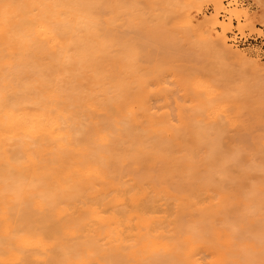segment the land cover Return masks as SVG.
<instances>
[{
    "label": "bare ground",
    "instance_id": "bare-ground-1",
    "mask_svg": "<svg viewBox=\"0 0 264 264\" xmlns=\"http://www.w3.org/2000/svg\"><path fill=\"white\" fill-rule=\"evenodd\" d=\"M138 1L0 0V264H264V65Z\"/></svg>",
    "mask_w": 264,
    "mask_h": 264
},
{
    "label": "rangeland",
    "instance_id": "rangeland-1",
    "mask_svg": "<svg viewBox=\"0 0 264 264\" xmlns=\"http://www.w3.org/2000/svg\"><path fill=\"white\" fill-rule=\"evenodd\" d=\"M225 1L226 0H223L222 5L219 7L214 6V4L212 3L211 0H194L190 3L185 2L186 5L184 6V9L180 10L179 12L176 11L177 10L176 8L166 7L162 3V0H156V1L155 0L154 1L153 0H139L136 3V6L132 4L133 5L132 7L135 6L134 10L135 9L137 10V11L135 10L136 13L139 12L137 14L133 13V9L130 8L129 7L130 5L128 6V4H127V6H124V5L123 6L125 8H129L130 11L128 9H126L127 10V12L125 11L126 13L124 12L121 14V12H120V14H118L117 12L121 8H123V6L121 7L120 5L126 4V3H121V4L119 3L120 4L119 6L121 8L117 12H114V10L116 11V8L114 6H112V4L114 5V3H112V2L110 4L111 6L109 5L108 9L104 7V10L107 9L106 11H108V13L106 11L105 12L107 13L106 15L109 16L110 18H116V19L121 18V21L125 20V22L126 21H128V22L133 21V24H134V22H136L140 26V28H139V26L135 23L140 30L137 27H135L136 25L135 26L133 25L134 30H132V29H130L132 24L129 23L130 28L129 27L125 28L124 26L127 24V22L126 23L123 22V23H125L123 28H118V27L117 28L122 29L121 31H123V33L125 31L124 34L127 33L126 34L127 36L128 35H130V36L138 35L139 33L142 34L145 31L148 32V28L150 26H152L154 19L156 20L157 17H160L161 19L169 22L168 26L169 27L171 26V28H172L174 25L181 23V21L187 17V13H189L190 16L192 18H194V22L196 25H199L202 22L206 23L207 21H212L213 17L216 16L220 21L223 22V26H227V25L231 24V26H230L231 30L229 32L225 33V37L227 39L228 46L233 51L242 52V53L248 55V57L250 59L257 61L261 66H263L264 65V56L260 55V50L257 48V46L253 47V48H248V49L237 48V47L233 46L232 44H230V35L233 34L235 30H238L240 32H248L250 35L251 34H253V35L256 34L257 36L262 35V31L259 30V26L264 25V0H232V2H227V3ZM127 3H130V2H127ZM176 3L177 4L184 3V0H177ZM124 10L125 9H123V11ZM129 12H131L132 14ZM221 12L224 13L223 16H221ZM114 13H116V14H114ZM246 13H247V15L251 16L250 17L251 19H248L245 17ZM239 15L241 17L238 19L237 16H239ZM138 17L141 20L146 19L145 23L147 21L146 25H145V23H142L143 29H141L142 28V26L140 25L141 20H139ZM148 19H149V21H148ZM157 20H159V18ZM151 21H152V23H151ZM156 21H154V24L157 23ZM149 23H150L149 27H146V26H148ZM154 24H153V26H155ZM129 25H127V26H129ZM146 28H147V30H146ZM222 29H223L222 27L215 29L213 32V36L217 37L220 34H223ZM140 31L141 32L143 31V32L141 33ZM145 33H143V35ZM248 76L249 77L253 76V77H251V78H253V82H254L253 88L255 87L254 84L256 83L255 84L256 89L258 86L259 92H260V90L264 91V89H261L262 87L264 88V76L256 75V73H253V75L250 74ZM163 78L168 83V86L170 88H173V86L171 84L172 80L166 75ZM262 83H263V86L261 87L260 85H262ZM154 89H155L154 87L151 88L152 92H154Z\"/></svg>",
    "mask_w": 264,
    "mask_h": 264
},
{
    "label": "built area",
    "instance_id": "built-area-1",
    "mask_svg": "<svg viewBox=\"0 0 264 264\" xmlns=\"http://www.w3.org/2000/svg\"><path fill=\"white\" fill-rule=\"evenodd\" d=\"M227 2H232V0H226ZM224 13L221 12V16ZM259 30L262 31V35L257 36L256 34H249L248 32H240L235 30L233 34L230 35V44L240 49H248L256 47L260 50V55L264 56V25L259 26Z\"/></svg>",
    "mask_w": 264,
    "mask_h": 264
}]
</instances>
